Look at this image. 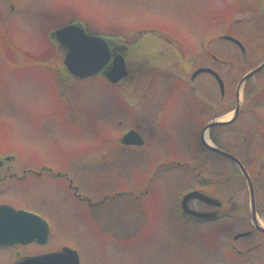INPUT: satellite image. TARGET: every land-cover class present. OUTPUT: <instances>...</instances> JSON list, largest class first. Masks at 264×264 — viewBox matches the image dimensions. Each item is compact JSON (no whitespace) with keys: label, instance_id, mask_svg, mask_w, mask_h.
<instances>
[{"label":"rangeland","instance_id":"obj_1","mask_svg":"<svg viewBox=\"0 0 264 264\" xmlns=\"http://www.w3.org/2000/svg\"><path fill=\"white\" fill-rule=\"evenodd\" d=\"M74 22L121 51L126 47V78L110 84L102 75L86 80L68 76L64 51L52 34ZM224 35L237 39L244 52L223 40ZM206 52L217 61L206 62ZM146 53L173 57L166 71L170 74L144 71L140 59ZM263 61L264 0H0V156L10 155V164L42 163L62 170L92 200L123 193L93 210L70 201L65 182L29 180L11 186L0 201L14 208H40L37 212L51 227L45 245H31L24 252L37 255L69 247L77 252L79 264H264V233L252 227L246 180L233 161L204 149L199 141L203 126L231 117L237 83ZM202 65L218 74L222 95L213 77L189 80ZM190 87L211 109L210 120L202 125L190 108L198 98ZM143 88L148 99L162 106L158 139L150 150L168 164L172 157L189 160L181 156L189 146L194 151L189 162L200 167H163L151 173L139 148L121 146L127 128L118 102L138 101ZM263 103L264 68L240 88L236 120L205 135L249 174L255 220L264 228ZM113 119L123 122L112 126ZM129 121L130 127L138 125L137 119ZM191 189L226 204L217 210L192 202L193 209L196 204L226 217L207 223L179 220L175 204ZM245 232L250 235L234 239ZM0 264H7L5 255H0Z\"/></svg>","mask_w":264,"mask_h":264},{"label":"flooded vegetation","instance_id":"obj_2","mask_svg":"<svg viewBox=\"0 0 264 264\" xmlns=\"http://www.w3.org/2000/svg\"><path fill=\"white\" fill-rule=\"evenodd\" d=\"M9 6H10L11 10H14V6L12 4H10ZM70 24H80V23L74 22V23H69L66 25H70ZM66 25H63V26H66ZM107 44H108L109 49L111 51H113L111 56H113L115 54H122V55H124L125 61L127 62L126 53L123 52V50L126 47L125 48L123 47V50L121 51L120 47L115 46L112 42L107 41ZM60 48L64 51V55H63V57H64L66 54V50L61 46H60ZM147 55H149V53H146V56H143V58L140 59V61L142 62V69L144 71H148V70L150 71L151 70V72H154V73L155 72L159 73L161 71L163 72V74L168 73L166 71H168V69L171 68L173 61H174L173 57L171 58L167 54H164V53H158V57H154V58H151ZM169 58L171 59L170 61H169ZM204 58H205L206 62L210 61L211 59L215 62L217 61V58L214 56H211V54L209 52H206L204 54ZM201 67H206V66L202 65L198 68H201ZM108 68H109V64L106 67H104V69L98 75H102V77L104 78L103 74H104V72H106L108 70ZM63 69L67 73V70L64 67H63ZM168 74H170V73H168ZM203 75H207L208 78L212 77L210 74H207V73H201L195 77H192V73H191V75L189 76V80L192 82L196 78L203 77ZM68 76L71 77L72 79L79 80L77 78L72 77L70 74H68ZM190 90H191L192 95L194 97H198L194 93V87H190ZM141 92L142 93H141L140 99L138 101L133 100L128 104L126 102L124 104H121L120 102H118L119 107L122 106L123 117H124V120H126V128H127L126 130H124L121 133V137L119 139L121 146L125 150L127 148H139L140 149L139 151L141 153L140 156L143 158V160L145 162L143 165H144L146 171L151 172V173L160 171V170H162L163 167H177V168L183 169L185 171L195 170L198 167H200L199 165H192L190 163L191 161L193 162L194 151L189 146L182 148V153H184V154H182L181 156L189 158V160H191L190 162H189V160L184 161L178 157H172L170 163L164 164L162 162V158L160 156L161 154L150 150L151 149L150 147L158 139L157 133H159V131H158L159 125L157 123V114L161 110L162 106L157 99H148L147 98V92H146L145 88H143ZM196 99L197 100L194 101V104L190 108H192V111L197 113V117L195 120L198 123H200V125H202L203 123L210 120L211 109H210V106L208 105L209 104L208 102H205V100H200L199 97ZM131 119H134V120L137 119L138 125H134V126L130 127V121L129 120H131ZM122 122L123 121H121V120H117L114 123V119H113L112 121L109 122V124H111L112 126H113V124L121 125ZM204 127L205 126H203L199 131V141H200L201 146L204 149L214 153L215 155L221 156L218 153H216V152L208 149L207 147H205L203 140H202V137L204 136L203 135ZM130 130L135 131L139 135L140 141H141L140 145H124L121 143V138L123 137V135ZM112 132L113 131H111V133ZM109 135H110V133H109ZM148 153L155 154V155L148 158L147 157L149 155ZM174 158L176 160H174ZM10 161H12L10 155H1L0 156V196H2L5 192H7V190L13 185H20V184L24 183L25 181L27 182L29 180L33 183H39V182L44 181L45 179L51 180L50 182H52L54 184L60 183V185H62L63 182H65L66 183V190L64 191L65 196L70 198L71 199L70 201H72V202L75 201L78 203H85L88 205V207L90 209H93V210H95L96 207H98L99 205H102L106 201H114L115 198H118L123 194L122 192L121 193H115L114 192L111 197H109L108 195L107 196L105 195L99 201L92 200L91 195H89L88 193H87L88 196H86V194L83 195L82 193H80L78 190V187L72 185L71 178L66 173L62 172V170H53L50 166L44 165L42 163L37 165V166L31 167V166H26L25 164H17V165L10 164L9 163ZM151 181H152V179L150 176V180L148 182L151 183ZM202 182H205V180H203ZM190 191H194V190L191 189V190H189V192ZM198 191L205 194L204 192H202L200 190H198ZM59 192L62 193L61 191H59ZM147 192H148V189L146 187L140 193V196L141 197H142V195L145 196L147 194ZM186 193H188V191ZM205 195H207V194H205ZM134 198H139V196L134 195ZM181 199H182V197H181ZM181 199H180V201H181ZM180 201L177 205L175 204V209L178 208V210H179V211L177 210L178 212L176 211V214L178 215V219L183 220V222H185V223H188V222H190V223H193V222L207 223V222H213L216 220H220V219H222V217H226V216H224L225 213H223V215L221 216L218 213H210V212H205V211L199 210L198 206H196V204L199 203V204H202L204 206L219 210V209H223V206L226 207V204L224 205V203H222L220 201H218L219 205H217V206L209 205V204H206V203L201 202V201L196 200V199H189L186 202L185 206H186V208H188L190 210H195V211H198L200 213H210L211 218L206 219V220H203L199 217H194V216H191V215L184 213V211L182 210V208L180 206ZM192 202L196 203L194 209L191 206ZM0 205H7V206L11 207L12 209H14L15 211H24V212L33 213V214L38 215L47 224L49 233H48L46 243L48 242V240H49L48 238L51 234V227H50L49 221L45 220L41 216V214L39 212H37V211H39L40 208H38V210H31V209L22 208V207L14 208L11 205H9V203H7L5 201H0ZM38 207H42V202H38ZM232 208H234V205H232ZM87 213H91V212L87 211ZM95 220H96V217H95ZM95 220H94V222H95ZM89 222L92 223L91 219H89ZM252 227L255 231H258L256 229V225L252 224ZM249 235H250V232H248L247 236H249ZM114 240H116V239H114ZM35 244L36 243L33 241V242H30V243L25 244V245H22V244L0 245V255H5V258L7 260V264H15L17 261H19L22 258L34 256L35 253H33V252L25 253L24 250H25V247L35 245ZM36 245H38V244H36ZM38 246H41V245H38ZM62 248L63 247L59 248V250H53V251H49V252L60 251ZM247 250H249L248 252H250V249H247ZM252 251L253 250H251V252ZM235 252L237 255H241L242 251L236 249ZM4 253H6V254H4Z\"/></svg>","mask_w":264,"mask_h":264},{"label":"water","instance_id":"obj_3","mask_svg":"<svg viewBox=\"0 0 264 264\" xmlns=\"http://www.w3.org/2000/svg\"><path fill=\"white\" fill-rule=\"evenodd\" d=\"M53 36L66 50V54L62 62L65 69L74 78L86 79L95 76L99 74L109 63L108 70L103 74L104 78L109 83L116 84L127 76L128 71L125 65L124 56L122 54H115L111 56L113 51L109 49L107 42L102 37L86 34L81 25L70 24L63 26L55 30ZM221 38L233 43L242 53L244 52L242 44L237 39L227 35H224ZM263 68L264 61L241 77L235 88L236 105L231 117L225 121H214L209 123L204 127L203 135L205 131L212 127L227 126L236 120L239 111L238 94L240 88L248 78L252 77ZM201 73L210 74L216 80L222 95L224 92V85L218 74L211 68L202 67L196 69L192 73V77ZM202 140L205 147L225 158L230 159L239 168L241 175L246 180L249 190L252 222L256 225V229L258 231L264 233V228L257 225L255 220L253 186L243 165L237 158L229 153L206 143L204 141V136L202 137ZM121 143L124 145H140L141 141L139 135L135 131L130 130L123 135ZM189 199H196L209 205H219L217 200L198 191H191L184 195L180 204L184 213L194 217H199L203 220L211 218V214L200 213L186 208L185 205ZM48 233L49 231L46 222L38 215L24 211H15L7 205H0V245H25L33 241L38 245H43L47 240ZM246 235H248L247 232L237 234L234 236V239ZM15 264H79V260L75 250L63 247L60 251L22 258Z\"/></svg>","mask_w":264,"mask_h":264},{"label":"bare ground","instance_id":"obj_4","mask_svg":"<svg viewBox=\"0 0 264 264\" xmlns=\"http://www.w3.org/2000/svg\"><path fill=\"white\" fill-rule=\"evenodd\" d=\"M204 137H205V142L208 143L209 145H211L210 141H209V138H207L206 135H204Z\"/></svg>","mask_w":264,"mask_h":264},{"label":"trees","instance_id":"obj_5","mask_svg":"<svg viewBox=\"0 0 264 264\" xmlns=\"http://www.w3.org/2000/svg\"><path fill=\"white\" fill-rule=\"evenodd\" d=\"M255 66H256V65H255ZM249 70H250V69H248L247 71H249ZM247 71H246V72H247ZM249 94H250V95H249ZM251 95H252V91H251V93H248L247 97H248V96H251ZM263 104H264V103H263Z\"/></svg>","mask_w":264,"mask_h":264}]
</instances>
